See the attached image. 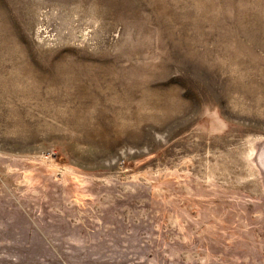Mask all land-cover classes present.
I'll use <instances>...</instances> for the list:
<instances>
[{
  "label": "rangeland",
  "instance_id": "rangeland-1",
  "mask_svg": "<svg viewBox=\"0 0 264 264\" xmlns=\"http://www.w3.org/2000/svg\"><path fill=\"white\" fill-rule=\"evenodd\" d=\"M0 264H264V0H0Z\"/></svg>",
  "mask_w": 264,
  "mask_h": 264
}]
</instances>
